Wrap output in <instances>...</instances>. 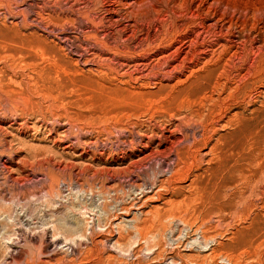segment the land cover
I'll list each match as a JSON object with an SVG mask.
<instances>
[{
  "label": "rangeland",
  "instance_id": "obj_1",
  "mask_svg": "<svg viewBox=\"0 0 264 264\" xmlns=\"http://www.w3.org/2000/svg\"><path fill=\"white\" fill-rule=\"evenodd\" d=\"M0 264H264V0H0Z\"/></svg>",
  "mask_w": 264,
  "mask_h": 264
}]
</instances>
